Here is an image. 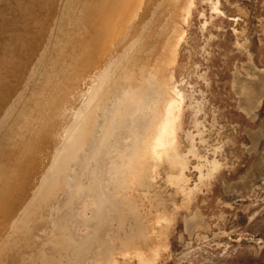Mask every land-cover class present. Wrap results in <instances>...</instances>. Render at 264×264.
<instances>
[{"label":"rangeland","instance_id":"rangeland-1","mask_svg":"<svg viewBox=\"0 0 264 264\" xmlns=\"http://www.w3.org/2000/svg\"><path fill=\"white\" fill-rule=\"evenodd\" d=\"M84 2L0 0V264H264V0Z\"/></svg>","mask_w":264,"mask_h":264},{"label":"bare ground","instance_id":"bare-ground-1","mask_svg":"<svg viewBox=\"0 0 264 264\" xmlns=\"http://www.w3.org/2000/svg\"><path fill=\"white\" fill-rule=\"evenodd\" d=\"M73 1H74V0H73ZM84 1L86 2L87 0H84ZM135 1H136V2H135L134 7H136V5H137L138 3H142V2H143V0H135ZM78 2H79V1H78ZM85 2H84V3H85ZM73 4H74V3H73ZM129 4H130V3H129ZM75 5H76V4H75ZM141 5H142V4H141ZM139 6H140V5H139ZM139 6H138V7H139ZM123 7H124V6H123ZM128 10H129V9H128ZM128 10H127V11H128ZM132 10H133V9H132ZM113 13H114V12H113ZM71 14H72V13H71ZM71 14H69V15H71ZM72 15H73V14H72ZM72 18H73V17H72ZM72 18H70V22H71V19H72ZM114 18H115V17H114ZM121 19H122V18H121ZM66 20H68V18H67ZM72 20H73V19H72ZM74 20H75V19H74ZM64 21H65V20H63L62 22H64ZM65 22H67V21H65ZM67 23H68V22H67ZM119 23H120V22H119ZM129 23H130V21H129ZM129 23H128V24H129ZM65 24H66V23H65ZM144 24H145V23H144ZM27 25H28V24H27ZM129 25H130V24H129ZM58 26H59V25H58ZM63 26H64V25H63ZM65 26H66V25H65ZM67 27H68V26H67ZM105 27H106V26H105ZM114 27H115V26H114ZM128 27H129V26H128ZM58 28H59V27H58ZM100 29H101V28H100ZM169 29H170V28H169ZM97 30H98V29H97ZM18 31H19V30H18ZM98 31H99V30H98ZM99 33H100V32H99ZM170 33H171V31H170ZM18 34H19V32H18ZM114 34H115V33H114ZM99 35H100V34H99ZM123 35H124V34H123ZM96 36L98 37V35H96ZM97 37H95V38H97ZM114 37H115V36H114ZM114 37H113V38H114ZM134 37H135V36H134ZM93 38H94V37H93ZM108 39H109V38H108ZM70 41H73L72 38H71ZM106 42H108V41H106ZM93 43L95 44V42H93ZM104 43H105V42H104ZM108 43H109V42H108ZM9 44H10V43H9ZM90 44H91V43H90ZM44 45H45V44H44ZM88 45H89V44H87V46H88ZM91 45H92V44H91ZM95 45H96V44H95ZM97 45H98V44H97ZM99 45H100V44H99ZM99 45H98V46H99ZM92 46H93V45H92ZM88 47H89V46H88ZM89 48H90V47H89ZM95 48H97V46H96ZM81 49H82V48H81ZM82 50H83V49H82ZM82 50H81V51H82ZM78 51H79V50H78ZM91 51H92V50H91ZM93 52H94V50H93ZM130 54H131V53H130ZM4 55H5V54H4ZM83 55H84V54L82 53V56H83ZM86 55H87V54H86ZM86 55H85V57H86ZM137 56H138V55H137ZM137 56H136V58H137ZM87 58H88V57H87ZM4 59H5V58H4ZM118 59H119V58H118ZM131 59H133V56H132V58H130V60H131ZM76 60H77V59H76ZM130 60H128V62H129ZM132 61H133V60H132ZM132 61H131V62H132ZM147 61H148V60H147ZM76 62H78V61H76ZM76 62H75V63H76ZM133 62H134V61H133ZM129 64H130V62H129ZM132 64H135V62L132 63ZM72 66H73V65H72ZM128 66H129V65H128ZM131 66H133V65H131ZM131 66H130V67H131ZM74 68H75V67H74ZM134 68H135V67H134ZM68 69H69V68H68ZM70 69H71V68H70ZM128 69H129V68H128ZM132 69H133V68H132ZM126 70H127V69H126ZM127 71H128V70H127ZM133 71H134V70H133ZM111 72H112V71H111ZM115 72H117V71H115ZM78 73H79V71H78ZM127 73H129V72H127ZM129 74H130V73H129ZM129 74H128V75H129ZM132 74L134 75V72H133ZM78 75H79V74H78ZM120 77H121V76H120ZM126 77H127V76H126ZM126 77L123 76V78H124L125 80H129V79H126ZM117 79H118V78H116V80H117ZM116 80H115L114 82H116ZM118 80H119V79H118ZM120 80H121V78H120ZM125 80H124V82H125ZM70 81H71V80H70ZM122 81H123V79H122L121 82L119 83L120 85H119V86H116V85H115V87H116V88H117V87L119 88V87L121 86L122 88H121V87H120V88H121L122 90H125V89H123V85H121V84L123 83ZM133 82H134V80H133V78H132L131 83H133ZM117 83H118V81L116 82V84H117ZM126 83H127V82H126ZM134 83H135V82H134ZM111 84H112V83H111ZM111 84H110V85H111ZM129 84H130V81H129V83H128L127 85L129 86ZM68 85H69V84H68ZM106 85H107V84H106ZM108 85H109V84H108ZM108 85H107V86H108ZM127 85H126V86H127ZM130 85H131V84H130ZM54 87H55V86H54ZM100 87H101V86H100ZM100 87H99V88H100ZM102 87H103V85H102ZM129 87H130V86H129ZM109 88H110V87H109ZM111 88H112V87H111ZM116 88H115V89H116ZM126 88H127V87H126ZM130 88H131V87H130ZM66 89H67V88H66ZM69 89H70V88H69ZM132 89H133V88H132ZM70 90H71V89H70ZM99 90H100V89H99ZM117 90H118V89H117ZM117 90H116V91H117ZM7 91H9V90H7ZM102 91H103V90H102ZM104 91H105V90H104ZM109 91H110V93H111L112 89L109 90ZM109 91H106V92L109 93ZM114 91H115V90H114ZM106 92H104V93H106ZM117 92H118V91H117ZM124 92H125V91H124ZM6 93H7V92H6ZM53 93H54V92H53ZM59 93H61V92H59ZM68 93H69V92H68ZM94 93H96V92H94ZM112 93H113V92H112ZM122 93H123V92H122ZM100 94H101V93H100ZM109 95H110V94H109ZM57 97H58V96H57ZM102 97H103V95H102ZM110 97H111V96H110ZM0 98H1V97H0ZM116 98H117V97H116ZM101 99L103 100V98H101ZM101 99H100V100H101ZM96 101H97V100H96ZM90 103H91V102H90ZM99 103H100V102H98V104H99ZM101 104H103V103H101ZM168 105H169V106H168ZM168 105L166 104V107L163 108V109H164V114H165L166 116L171 115L172 110H173V109H172L173 106H172L170 103H168ZM167 106H168V107H167ZM94 107H95V105H94ZM101 107H102V106H101ZM89 111H90V110H89ZM98 111H99V110H98ZM86 115H87V114H86ZM88 118H89V116H88ZM16 121H18V120H16ZM92 121H93V120H92ZM92 121H88V123H89V122H92ZM93 122H94V121H93ZM100 122H102V121H99V123H100ZM89 124H90V123H89ZM89 124H88V125H89ZM126 124H127V123H126ZM83 125H84V124H83ZM85 127H86V126H85ZM75 130H76V129H75ZM79 130L82 132V129H79ZM84 130H86V128H85ZM71 131H72V130H71ZM99 132H100V131H99ZM81 134H82V133H81ZM79 137H81L80 134H79ZM78 139H79V138H78ZM83 139H84V138H83ZM78 142H79V141H77V144H78ZM77 144H76V146H77ZM73 146H74V145H73ZM78 147H79V146H78ZM74 150H75V149H74ZM89 151H91V150H89ZM74 152H76V151H74ZM74 152H73V154H74ZM69 153H70V152H69ZM69 153H66V156L69 155ZM71 154H72V153H71ZM73 154H72V155H73ZM60 155H61V154H60ZM4 156H5V155H4ZM74 157H75V156H74ZM61 159L64 160V157H62ZM66 159H67V158H66ZM66 159H65V160H66ZM3 160H4V159H3ZM62 160H60V162H61ZM1 161H2V160H1ZM66 161H67V160H66ZM63 162H64V161H63ZM63 167H65V166H63ZM64 173H65V172H64ZM51 183H52V181H51ZM50 185H51V184H50ZM50 185L48 184V188H47V187H46V188L49 189V190H53V189L49 188ZM44 188H45V187H44ZM55 189H56V188H55ZM59 189H60V188H59ZM68 190H69V189H68ZM56 191H57V190H56ZM56 191H55V192H56ZM100 217H101V216H100ZM100 217H99V218H100ZM37 218H39V217H37ZM202 218H203V217H202ZM101 219H102V218H101ZM94 223H95V222H94ZM100 223H101V222H100ZM100 223H99V225H100ZM97 224H98V223H97ZM100 226H101V225H100ZM97 228H98V227H97ZM98 229H100V228H98ZM94 230H97V229H94ZM23 244H24V243H23ZM76 248H77V247H76Z\"/></svg>","mask_w":264,"mask_h":264}]
</instances>
